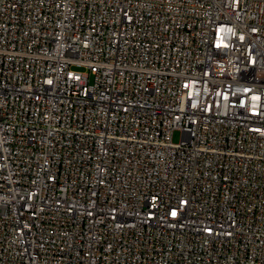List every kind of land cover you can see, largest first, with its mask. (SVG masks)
Here are the masks:
<instances>
[{"label": "built area", "instance_id": "obj_1", "mask_svg": "<svg viewBox=\"0 0 264 264\" xmlns=\"http://www.w3.org/2000/svg\"><path fill=\"white\" fill-rule=\"evenodd\" d=\"M0 264H264V0H0Z\"/></svg>", "mask_w": 264, "mask_h": 264}, {"label": "rangeland", "instance_id": "obj_2", "mask_svg": "<svg viewBox=\"0 0 264 264\" xmlns=\"http://www.w3.org/2000/svg\"><path fill=\"white\" fill-rule=\"evenodd\" d=\"M180 139V132L179 131H174L172 134V141L173 142H178Z\"/></svg>", "mask_w": 264, "mask_h": 264}]
</instances>
